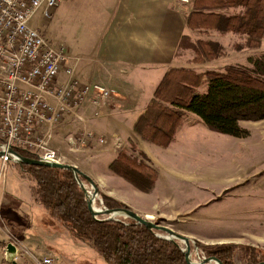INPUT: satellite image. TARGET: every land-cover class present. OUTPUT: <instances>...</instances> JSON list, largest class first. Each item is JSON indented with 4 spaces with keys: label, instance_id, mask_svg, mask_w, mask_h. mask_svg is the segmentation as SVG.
Instances as JSON below:
<instances>
[{
    "label": "crops",
    "instance_id": "1",
    "mask_svg": "<svg viewBox=\"0 0 264 264\" xmlns=\"http://www.w3.org/2000/svg\"><path fill=\"white\" fill-rule=\"evenodd\" d=\"M194 2L62 0L44 25L48 39L65 55L56 88L74 83L100 86L109 96L97 102L94 95L90 96L79 108L62 112L57 121L39 126L37 136L58 153L61 163L75 166L100 192L146 219L175 220L208 204L217 191L244 180L240 182L242 175L238 177L235 172L237 168L247 169L250 157L256 175L264 172V121L240 122L249 135L217 138L227 141V149L222 146L217 151L209 143L217 133L191 113V120L182 123L168 147L146 141L135 129L164 75L172 69H194L188 67L189 52L180 46L183 37L193 38L194 31L187 23ZM57 24L67 27L66 37L54 35ZM202 31L212 32L211 41L224 49L229 43L247 41L244 35ZM244 48V60L258 57L264 54V38L257 55L246 54L248 48ZM237 65L246 64L227 63L225 67ZM47 101L55 110L60 109L55 95H48ZM129 145L143 152L157 170V181L150 192L140 191L110 169ZM201 156L206 162L200 168L197 162ZM211 156L222 163L209 164ZM233 156L236 161L224 163ZM201 189L209 197L200 194ZM257 197L264 200L263 191ZM66 232L34 201L22 169L0 160V264H42L43 258L59 264L54 253L39 255L32 249L37 245L40 250V235L54 237Z\"/></svg>",
    "mask_w": 264,
    "mask_h": 264
},
{
    "label": "trees",
    "instance_id": "2",
    "mask_svg": "<svg viewBox=\"0 0 264 264\" xmlns=\"http://www.w3.org/2000/svg\"><path fill=\"white\" fill-rule=\"evenodd\" d=\"M238 9L241 12L236 13ZM187 24L191 30L244 35L248 38L246 47L258 48L264 36V0H195ZM180 46L181 49H192L197 54V61L213 60L223 54L219 43L199 41L196 45L187 36L182 38ZM248 63L250 66H228L224 72L205 74L186 69L168 71L158 85L152 103L138 120L136 131L146 141L167 147L174 141L184 114L191 113L215 133L246 138L249 132L240 126V122L264 121V54L249 58ZM204 84L206 91L198 92ZM14 149L24 158L37 159L26 151ZM139 155L150 162L143 152ZM18 166L28 178L34 201L55 223L95 250L107 264H187L184 251L176 243L159 238L132 220L94 218L72 172ZM110 169L143 192H150L157 181L155 169L125 152L118 155ZM81 180L85 185L89 184L86 179ZM99 196L107 209L131 210L100 191ZM199 246L204 256L216 257L223 264H233L237 249L249 255L247 264L264 261V253L253 249L231 245Z\"/></svg>",
    "mask_w": 264,
    "mask_h": 264
},
{
    "label": "built area",
    "instance_id": "3",
    "mask_svg": "<svg viewBox=\"0 0 264 264\" xmlns=\"http://www.w3.org/2000/svg\"><path fill=\"white\" fill-rule=\"evenodd\" d=\"M61 1L0 0V150L18 148L51 163L60 162L59 155L37 136L38 127L79 108L92 95L95 102L109 96L100 86L74 83L56 88L65 55L32 23L39 16L40 24H46ZM177 1L188 5L192 0ZM48 95L60 100V109L52 108ZM12 159L5 155L0 160L6 164ZM41 263L52 264L53 259Z\"/></svg>",
    "mask_w": 264,
    "mask_h": 264
},
{
    "label": "rangeland",
    "instance_id": "4",
    "mask_svg": "<svg viewBox=\"0 0 264 264\" xmlns=\"http://www.w3.org/2000/svg\"><path fill=\"white\" fill-rule=\"evenodd\" d=\"M192 9L194 10V7ZM40 23L41 19L38 16L34 19L32 24L36 28L40 27V29L47 35L44 25H46L48 22L43 25ZM66 30V26L57 24L53 33L55 36L64 38L66 37ZM193 31V38H189L191 43L197 45L199 41L208 42L212 40V32L210 33L202 30ZM237 42H239V39ZM244 47H246V42L235 44L229 43L225 49L222 46L223 54L220 57L209 61H197V54L192 49L186 48L183 50L189 52L190 59L188 67L194 68L193 70H190L196 72L197 74H205L210 72V69L215 70V72H224L226 68L225 65L227 63H245L246 65L248 64L247 66H250L248 59L244 60L243 54L245 53L243 50L241 51V49H245ZM260 47H247L248 51H246V54L257 55ZM205 91L206 84L198 88V92L200 93H204ZM190 118H192L191 114L185 113L182 123L184 121H190ZM201 126L206 129L202 123ZM217 138L235 139L234 137L227 135L218 133L213 134L209 139V143L212 144L215 151H217V149L221 148L222 146L226 148L224 143L227 142L224 140H218ZM252 141H254V139H252ZM133 146L134 145H129L128 149L121 152H125L130 156H134L139 162H143L145 165L155 169L151 161L149 162L143 160L139 155L141 151H138L135 146L133 148ZM232 146H230V149ZM210 159L211 160L209 164L222 163V161L217 160L216 156H211ZM229 160L230 162H234V160L236 161L234 156L233 159L226 158L223 161H225L224 163H227ZM248 161L247 169H244V167L237 168L238 170L235 172L239 174L238 177L242 175L240 182L241 179L244 180H242V182L238 183L237 185L217 191L214 194V198L211 199L208 204L201 205L195 211L190 213H186L184 215L181 214V216L175 220H164L161 218L148 220L161 226L168 227L182 236L188 237L191 240V260L193 263H199L200 259L209 258L204 256L205 254H203V251L199 245L213 247L231 245L235 247L253 249L255 252L259 251L264 253V200H260L257 197V195L261 194L262 191L264 193V182L261 183L262 180H264V172L256 175L255 170L252 168L253 165L250 163L252 162V157L248 158ZM205 162V158L201 156L198 159L197 166L199 165L201 168ZM209 164H207L208 167L206 168H209ZM210 171L213 170L210 169ZM246 174L247 179L244 178V175ZM85 186L89 191L93 192L92 187L89 184H86ZM200 191V194L209 197V195L203 193V189ZM95 207L97 209L105 207L100 196L96 198ZM207 207H211V209L209 211H204L203 209ZM117 219L129 220L124 217H117ZM40 231H43V229ZM41 234H43V232H41ZM160 235L165 237L167 236L163 233H160ZM175 242L182 250L185 249L184 243L180 241ZM38 243L40 250L36 248V245L32 249V252L34 254L40 253L39 255H42V253H45L46 251L52 252L59 260V264H107L95 250L77 241L68 230L66 233L54 237L40 235V240ZM248 257V254L240 249H237L232 258L233 264H247Z\"/></svg>",
    "mask_w": 264,
    "mask_h": 264
},
{
    "label": "water",
    "instance_id": "5",
    "mask_svg": "<svg viewBox=\"0 0 264 264\" xmlns=\"http://www.w3.org/2000/svg\"><path fill=\"white\" fill-rule=\"evenodd\" d=\"M5 155L13 156L12 161L15 164L47 167V168L61 169V170L72 172L79 187L85 194L86 201L88 203L89 212L94 218L96 219L100 218L101 220L109 221V220H118L117 217H124V218L134 221L138 225L146 227L148 230L154 232L159 238H162V239L174 242V243H176L175 241H180L184 243L185 245V249L183 251L185 254V260L187 264H211V263L223 264L216 257L203 258V259H200L199 263H193L191 260V240L188 237L182 236L174 232L173 230L169 229L168 227H164L159 224L153 223L149 221L148 219L139 216L132 210L120 209V208L107 209L105 207L101 209H97L96 207H94L95 206L94 201H96V198L99 196L98 187L95 185V183L90 178H88L82 171H80L75 166L63 164L60 162L51 163V162H44L40 159L24 158L18 152H16L13 147H10V146L7 147L6 150H0V159ZM81 178H84L87 180L89 185L92 187L93 192L89 191L86 188ZM160 233L166 234L167 236L166 237L162 236L160 235ZM259 264H264V262L259 263Z\"/></svg>",
    "mask_w": 264,
    "mask_h": 264
},
{
    "label": "bare ground",
    "instance_id": "6",
    "mask_svg": "<svg viewBox=\"0 0 264 264\" xmlns=\"http://www.w3.org/2000/svg\"><path fill=\"white\" fill-rule=\"evenodd\" d=\"M95 202V201H94ZM95 207V206H94Z\"/></svg>",
    "mask_w": 264,
    "mask_h": 264
}]
</instances>
